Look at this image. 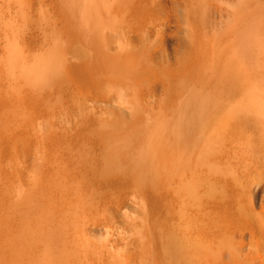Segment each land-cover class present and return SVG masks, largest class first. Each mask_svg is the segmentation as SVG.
Returning a JSON list of instances; mask_svg holds the SVG:
<instances>
[{
    "label": "rangeland",
    "instance_id": "obj_1",
    "mask_svg": "<svg viewBox=\"0 0 264 264\" xmlns=\"http://www.w3.org/2000/svg\"><path fill=\"white\" fill-rule=\"evenodd\" d=\"M111 1L0 0L2 264H181L177 248L183 231L182 210L186 201L197 195L194 166L202 152L211 157L220 145L214 119L221 116L225 126L232 99L226 80L227 58L223 55L216 68L208 22L197 23L191 45L181 34L179 23H171L170 35L155 31L159 16L150 0H142L138 18L129 16L127 19L134 20L126 23L113 15L115 2ZM124 7L133 10L130 5ZM136 26L141 30L134 31L132 37ZM122 42L129 43L123 54L135 56V63L126 54L122 57L131 61H122ZM138 91L146 99L135 97ZM39 140L47 143L42 145L45 153L49 152L47 156L44 153L50 158L47 165ZM162 149L178 151L176 157L180 154L172 162L177 182L171 187L161 178ZM39 157L45 158L44 165L60 183L53 178L56 186L47 183L48 188L57 187L51 191L58 194L57 199L51 189L46 196L41 193L44 199L51 195L54 199L50 200L58 201L47 202L52 206L40 200V191L31 183L37 169L42 171L44 166ZM223 158L217 162L225 169ZM19 179L31 187L20 185ZM62 183L67 185L63 184L64 193L59 191ZM64 187L70 192L66 194ZM61 194L75 201L70 204ZM144 195L153 200L147 199L150 205ZM82 210L97 213L101 225L89 234L92 242L88 235L83 237L85 244L77 243L83 242L76 237V232L82 233Z\"/></svg>",
    "mask_w": 264,
    "mask_h": 264
},
{
    "label": "bare ground",
    "instance_id": "obj_2",
    "mask_svg": "<svg viewBox=\"0 0 264 264\" xmlns=\"http://www.w3.org/2000/svg\"><path fill=\"white\" fill-rule=\"evenodd\" d=\"M143 1L142 0H112L111 2H115L113 15L116 16V18L123 19L122 21L125 23L127 22V20H131V19H127L129 16H134V17L138 18V16L136 15L139 13V12L137 13V9L140 6L141 2H143ZM40 2H41V0H40ZM145 2H146V0H145ZM149 2H150L149 5H151L153 7V10L156 11V15L159 16L158 17L159 24L157 23L154 26L155 31L158 34H164L165 35L168 33L170 35V33H169L170 29L169 28H170L171 23L173 25V22H175L176 23L175 26H177V23H179V27L181 30L180 32H182L181 34L187 36V41L191 45H194L193 44L194 43V35L196 33L197 23L208 22V24L212 25V31H211L212 46H213V48H214L213 50H215V53L217 56L216 57L217 61H215L216 68H217L218 64L221 65L223 55H225L227 58L228 73H229L226 80H227V84L229 85V88L231 90V95H232V99H230V105L228 107L227 117L225 119V126L223 127V125H222L223 119H221L222 118L221 116H216V119H214V120H216L215 125H217V129H216L217 133H215V134L216 135L218 134L220 137V145L218 146L219 148L217 147L216 150H214V153L211 157H205V154H203V152H202V155H200V156L197 153V156H199V158L197 157L198 162L195 161L197 163V166H194V165H196L195 163L193 165L194 168L196 167L195 171H196V181H197V185H196L197 195L192 200H189L188 202L186 201V204L182 210V228H183V231H182V238L180 239V241L178 243L179 245L177 248L178 253L180 255L179 257H180L181 264H264V0H150ZM124 5H128V6L130 5L129 9L132 10V8H133V10L130 12L128 9H126L124 7ZM130 13H132V14L130 15ZM156 15H154V16H156ZM133 18L131 21L134 20ZM137 18H135V20H137ZM115 20H117V19H115ZM63 21H64V19H63ZM139 22H141V21H139ZM144 23L146 25V22H144ZM107 25L108 24H106V26ZM140 25L141 24H139V26ZM142 25H144V24H142ZM145 25L143 27H146ZM119 27H121V26H119ZM103 28H105V26ZM114 28H116V27H114ZM138 28L139 27L135 28V30H133L132 33H130L132 37L135 34V33L133 34L134 31H137V30L139 31L140 28L139 29ZM101 30H102V28H101ZM144 30H145V28H144ZM99 31L100 30L97 31L98 34H99ZM121 31H123V30H121ZM129 31H128V34H129ZM176 31H178V30L176 29ZM102 34H105V33L102 32ZM102 34L100 33V35H102ZM137 34L139 35L138 32H137ZM181 34H180V36H181ZM151 35H152V33H151ZM30 36L31 35H29V37ZM33 36H34V34H33ZM102 36H104V35H102ZM139 36L141 37V35H139ZM26 38H27V36H26ZM137 38H138V36H137ZM150 38H151V36H150ZM135 40H138V39H135ZM27 41H28V39L26 40V42ZM32 41H33V38H32ZM131 41H134V40H131ZM105 44H106V42H105ZM128 45H129L128 42H124L122 44V46H120V44H118V46L121 47L120 50H122L123 52H122V54L119 53L120 51L118 49L119 52L117 53V51H116L115 54L116 53H117L116 55L121 54L120 55L121 57L123 55H125L126 53L125 54H123V53L126 51ZM184 45L186 46V44H184ZM185 46H183L182 48H184ZM130 51H131V53L133 52L132 50H130ZM113 56L116 58L118 57V59H120L119 56H115V55H113ZM126 56H127V54H126ZM127 57H129V56H127ZM132 57H135V56H132V54H131V57H129V58L131 60L132 59L134 60V58H132ZM123 58L124 57H122V61H123ZM118 59H115L114 61H116ZM135 59H136V57H135ZM131 60L125 59L124 61L129 62ZM133 60L131 62H134ZM119 61H120V64L126 63V62L121 63V60H119ZM119 61L114 62V63L117 64ZM139 64H140V62H139ZM126 65H128V64H125V68H126ZM139 66H141V65H139ZM118 67H120V66L118 65ZM127 67H129V66H127ZM219 68H220V66L218 67V69ZM137 69H138V65H137ZM217 76H219V73ZM108 78H111V77L108 76ZM121 83L122 82L120 81L119 84H121ZM120 87H123V86L120 85L119 88ZM89 88H91V87H88V89ZM89 92H90V90H89ZM93 93H92V95H93ZM136 93H137V96H135L136 94L134 96L138 97V99H146V98H144V95L142 92L138 91ZM87 97H88V95H87ZM28 109H30V108H28ZM36 113H37V111H36ZM87 119H89V118H87ZM24 122H25V120H24ZM80 123H82V122H80ZM24 133L26 135V132H24ZM46 137H48V136H46ZM46 137H45V139H46ZM17 139H18V137H17ZM23 139H25V138H22V140ZM41 139H44V138H41ZM49 140H52V139H49ZM39 143H40V140H39ZM45 143H46V141H45ZM45 143H43V142H42V144L40 143V145H41L40 148H43L42 145H44ZM168 143H169V139H168ZM217 143L219 144V142H217ZM46 144H45V146H46ZM168 145H170V143ZM168 145H166V146H168ZM174 146H175V144H174ZM173 147L171 148L172 150H174V149L178 150L177 148H173ZM40 148L38 147L39 150H40ZM168 148H169V146H168ZM43 149H41V152L43 150L42 153L44 156L46 149H45V147ZM41 152L39 151V153H41ZM169 152L170 151H168V150L162 149L159 153V156H161L159 158H161V161H162V167H161L162 168L161 169L162 177L161 178H162V180H164L165 185L171 187V185H174L177 182L176 181L177 177L174 178L175 176H177L174 174L175 173L174 170H176V169L173 168V163H175L173 161L175 160V157H176L175 155H177V152L175 154L172 151L170 153ZM200 152L201 151H199V153ZM42 153L40 154L41 156H42ZM47 153H49V152L47 151L45 153V155ZM55 154H54V156H55ZM46 156H44L46 158V160L47 159L49 160L50 158H47ZM44 157H43V160H45ZM177 157H176V159L178 160L179 157L178 158ZM223 157H225V159H226L225 162H228V163H225L222 161L224 163V165L222 164L223 167L226 164L225 169H223L221 167V165H219V161L217 162V158L220 160V158H223ZM40 158L41 157H39V159ZM41 160L42 159H40V161ZM48 160L46 162V165L49 162ZM180 160H181V158H180ZM43 162H44L43 163V165H44L45 161H43ZM220 164H221V162H220ZM43 167H44V169H43ZM43 167H42V171H40L39 169H37L38 172L35 171V173L37 172V174L34 177L35 179L31 182V183H33V185L29 182H25V181H22L20 179H19L20 181L18 180L19 184L20 185L22 184L23 186H27L29 188L32 185L34 189L35 188L38 189L37 191H38V193L40 191L39 195H40V197H42V198H40V197L39 198L41 201H43V203H47L49 201L55 202L57 200L54 201V200H50V199L51 198L54 199V197H56V196L59 197L57 194L58 193L57 191H56V194H57L56 196H55V192H51V191L57 189V187H55V189H52L54 187L53 186L54 182L57 183L56 175H55V179H54V177H53L54 175H52L53 173L52 174L50 173V170H49L50 168H47V166H45V165ZM46 168H47V170H46ZM52 171H55V170H52ZM173 171H174V173H173ZM1 172H2V168H1ZM12 173L13 172H11V174ZM1 174H3V172ZM11 174H9V175H11ZM49 175H51V177ZM5 177H4V179H5ZM71 177H72V175H71ZM0 178L2 179L3 177H0ZM51 178H53L54 182L52 181ZM58 179H60V178H58ZM11 181L14 182V180H11ZM64 181L65 180L62 181L60 179L59 182H64ZM72 181H73V178H72ZM95 181L97 182V180H95ZM13 182H12V184H13ZM65 182H67V181H65ZM161 182H163V181H161ZM47 183L49 184V186L51 185L53 187L48 188L49 186L47 185ZM82 183H81V186H82ZM16 184L18 185V183H16ZM63 184L65 185L66 183L61 184L62 185L61 190H59L61 187L59 188V186H58V190L60 191V193H62V192L64 193ZM162 184L163 183H161V186H162ZM7 185H11V184H7ZM44 185H46V187H45V189L47 190L46 192L43 189ZM54 185L56 186V184H54ZM69 185L70 184L68 183V187H69ZM65 186L67 188V185H65ZM41 188L44 190V192L43 191L41 192V190H42ZM66 188H65V193L67 194V192L69 190L66 191L67 190ZM72 188H73V186H72ZM72 188L70 189L71 192L73 190ZM48 189H51L50 192L54 197H51V195H50V196H47L48 199H44L43 196H46L44 194L49 191ZM82 189H83V187H82ZM82 189H81V191H82ZM73 192H72V194H73ZM83 192H86L85 189ZM41 193L43 196H41ZM81 193L77 192V194H81ZM66 194H65V196L67 198V196L70 195L71 193L70 194L68 193V195H66ZM61 195H62V197L64 196L63 194H61ZM141 195H142V193H141ZM166 195L168 197V195H169L168 191L166 192L165 196ZM49 197H50V199H49ZM57 197H56V199H57ZM75 197H79V196H75ZM60 198H58V199H60ZM145 198H146V196L144 195V200H145ZM67 199L69 200V203L70 202L72 203V201L74 200L72 198L73 200L70 201V196ZM147 199L150 200L151 198L148 197V198H146V200ZM68 200H67V203H68ZM76 200H77V198H76ZM64 201L66 202V200H64ZM150 201H151L150 203H152L153 200H150ZM59 202H60V200H59ZM77 202H78V200H77ZM79 203H80V200H79ZM148 203H149V201H148ZM150 203H149V205H150ZM50 204H51V202H50ZM50 204L47 203V205L52 206V204L51 205ZM145 204H147V203H145ZM62 205H61V207H62ZM152 206L155 208V204ZM54 207H56V206H54ZM153 207L151 208V210L153 209ZM148 209L150 210V208H148ZM92 210H94V208ZM82 211L79 214V215H81L82 219H79V220H81L80 222H83V225L82 224L80 225V223L77 222L79 220H76L78 225L83 226L82 233L80 232L81 229L79 230L77 228L81 234L80 233L78 234L76 232V237H79L78 239H80V241L85 240V239H83V237H85L87 235H88L87 237H89V234L93 233L92 232V231H94L93 229L99 228L101 226L96 221L97 220V215H96L97 213L93 214V213L87 212L86 210H84L83 212ZM155 211L156 210H154V212ZM61 212H62V209H61ZM154 212H153V214H154ZM53 213L55 214L56 212H53ZM76 213H79V212L77 211ZM57 215H58V213H57ZM154 215H152L150 217H153ZM55 216H56V214H55ZM78 217L80 218V216H78ZM98 217H100V216L98 215ZM147 217H149V215ZM93 218H95V219H93ZM147 221H149V220L147 219ZM148 227H149V224H148L147 228ZM150 227H151V225H150ZM66 229H65V231H66ZM148 229L146 230L147 233H148ZM74 230H76V229H74ZM68 232H66V234ZM73 233H75V232L73 231ZM147 235H146V237H147ZM73 237H75V235ZM89 240H91V238ZM92 240H91V242H92ZM75 241L76 240H74V242ZM77 243L85 244V242L80 243L79 241H77ZM87 245H84L86 247V249H87ZM84 250H85V248H84Z\"/></svg>",
    "mask_w": 264,
    "mask_h": 264
}]
</instances>
